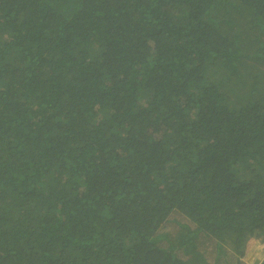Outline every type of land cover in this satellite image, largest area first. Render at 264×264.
I'll return each mask as SVG.
<instances>
[{
    "label": "trees",
    "instance_id": "trees-1",
    "mask_svg": "<svg viewBox=\"0 0 264 264\" xmlns=\"http://www.w3.org/2000/svg\"><path fill=\"white\" fill-rule=\"evenodd\" d=\"M263 248L264 0H0V264Z\"/></svg>",
    "mask_w": 264,
    "mask_h": 264
},
{
    "label": "rangeland",
    "instance_id": "rangeland-1",
    "mask_svg": "<svg viewBox=\"0 0 264 264\" xmlns=\"http://www.w3.org/2000/svg\"><path fill=\"white\" fill-rule=\"evenodd\" d=\"M174 218V217H172ZM177 232H178V228H177V224L173 223V224H165L161 230V235H168L171 237L172 236H177ZM209 247L210 244L208 241H205V244L203 246V248L208 252V258L209 260L212 259V255L209 253ZM183 259H188V257H182ZM264 260V248L260 249L258 252L255 253V251L253 250V252L248 255V260L244 263V264H260V262Z\"/></svg>",
    "mask_w": 264,
    "mask_h": 264
}]
</instances>
